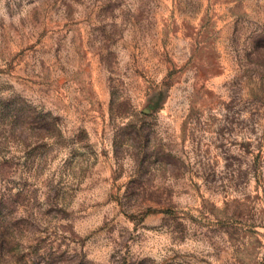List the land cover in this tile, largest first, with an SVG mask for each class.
<instances>
[{
    "label": "rangeland",
    "instance_id": "374dc122",
    "mask_svg": "<svg viewBox=\"0 0 264 264\" xmlns=\"http://www.w3.org/2000/svg\"><path fill=\"white\" fill-rule=\"evenodd\" d=\"M0 264H264V0H0Z\"/></svg>",
    "mask_w": 264,
    "mask_h": 264
}]
</instances>
